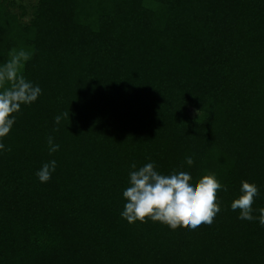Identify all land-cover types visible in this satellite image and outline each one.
Returning a JSON list of instances; mask_svg holds the SVG:
<instances>
[{"label": "trees", "instance_id": "16d2710c", "mask_svg": "<svg viewBox=\"0 0 264 264\" xmlns=\"http://www.w3.org/2000/svg\"><path fill=\"white\" fill-rule=\"evenodd\" d=\"M9 4L0 65L30 53L41 94L0 138V264H264V226L231 209L242 180L264 208V0H35L27 22ZM149 162L214 174L212 224L124 219Z\"/></svg>", "mask_w": 264, "mask_h": 264}, {"label": "clouds", "instance_id": "9594fccd", "mask_svg": "<svg viewBox=\"0 0 264 264\" xmlns=\"http://www.w3.org/2000/svg\"><path fill=\"white\" fill-rule=\"evenodd\" d=\"M31 54L25 50H13L10 58L0 65V138L5 137L15 123L14 114L21 110V105L33 103L41 94L38 85L28 81L22 74L23 64L30 59ZM69 119V112L58 115L54 122L59 125L63 117ZM49 153L58 151L59 145L53 143V137L47 141ZM5 148L0 143V150ZM10 150V149H8ZM185 163L191 166L194 161L186 157ZM56 161L44 163L36 175L40 182L51 179L55 171ZM129 172L128 186L122 195L126 203L121 216L129 223L148 219L161 222L171 229L187 227L195 230L203 224H212L220 206L217 193L222 186L214 174H204L195 181L185 171H173L162 174L157 171L153 162L139 168L133 163ZM259 194L257 186L242 180L239 193L231 203L233 211H239L242 220H257L264 226V208L257 209L258 216L253 215L255 197Z\"/></svg>", "mask_w": 264, "mask_h": 264}, {"label": "rangeland", "instance_id": "374dc122", "mask_svg": "<svg viewBox=\"0 0 264 264\" xmlns=\"http://www.w3.org/2000/svg\"><path fill=\"white\" fill-rule=\"evenodd\" d=\"M9 4L10 8L15 13H23L22 20L27 22L30 17V10L32 4L35 0H6ZM23 8V9H22Z\"/></svg>", "mask_w": 264, "mask_h": 264}]
</instances>
